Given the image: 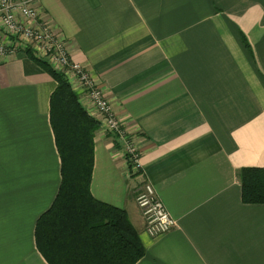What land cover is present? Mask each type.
I'll return each instance as SVG.
<instances>
[{
  "label": "crops",
  "instance_id": "0c3cea01",
  "mask_svg": "<svg viewBox=\"0 0 264 264\" xmlns=\"http://www.w3.org/2000/svg\"><path fill=\"white\" fill-rule=\"evenodd\" d=\"M36 7L138 148L140 167L100 126L91 182L137 229L146 253L136 264H264V203H245L239 178L243 167H264V0ZM56 87L23 47L0 60V264H50L35 231L62 179L50 121ZM145 180L178 220L158 237L145 231L136 201Z\"/></svg>",
  "mask_w": 264,
  "mask_h": 264
},
{
  "label": "trees",
  "instance_id": "16d2710c",
  "mask_svg": "<svg viewBox=\"0 0 264 264\" xmlns=\"http://www.w3.org/2000/svg\"><path fill=\"white\" fill-rule=\"evenodd\" d=\"M25 51L57 81L50 121L62 179L53 204L37 221L39 251L50 264H136L146 249L127 211L97 199L91 190L100 120L82 105L61 71L35 57L32 49ZM239 178L242 200L264 203V167H243Z\"/></svg>",
  "mask_w": 264,
  "mask_h": 264
},
{
  "label": "built area",
  "instance_id": "2783aa9c",
  "mask_svg": "<svg viewBox=\"0 0 264 264\" xmlns=\"http://www.w3.org/2000/svg\"><path fill=\"white\" fill-rule=\"evenodd\" d=\"M38 1L0 0V26L6 36V42L0 41V60L19 47L30 48L35 57L61 71L80 101L90 112L100 115L102 130L118 135L124 142L129 160L140 167L138 148L115 114L111 101L90 71L71 57L69 42L53 29L50 22L41 18L36 7ZM136 201L145 220V231L150 236L158 237L177 227V218L150 181L145 180L139 186Z\"/></svg>",
  "mask_w": 264,
  "mask_h": 264
}]
</instances>
